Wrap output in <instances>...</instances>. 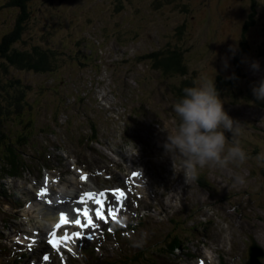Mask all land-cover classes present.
I'll return each instance as SVG.
<instances>
[{"label": "rangeland", "instance_id": "1", "mask_svg": "<svg viewBox=\"0 0 264 264\" xmlns=\"http://www.w3.org/2000/svg\"><path fill=\"white\" fill-rule=\"evenodd\" d=\"M8 1L0 0V39L20 16L18 7L6 6ZM256 1L257 22L251 26L246 22L252 0H32L25 32L15 46L54 49L55 67L47 72L11 67L15 79L31 86L26 95L28 109L42 132L73 141L94 122L99 133L111 130L121 142L125 136L139 141L140 135L159 139L158 132L167 135L175 130L173 104L179 99L182 79L201 74L214 78L215 84L220 75L230 79L236 57L249 44L243 53L244 76L234 90L218 92L224 110L240 125L238 139L249 157L247 163L239 168L203 170L207 186L195 181L185 187L169 163L161 170L164 177L152 174L146 181L148 196L162 200L157 193L159 183H169L175 190L184 188V192L170 193L162 207L153 205L145 194L142 198L145 215L152 210L155 220L165 222L160 225L164 235L177 228L190 237L192 225L206 226L211 219V231L217 236L196 252L213 255L214 264L219 262L216 255L221 247L228 264H238L245 239L251 235L264 246V161L257 159L264 155V107L244 97L264 81V57L258 54L264 0ZM169 44L181 48L186 75H164L143 55ZM254 63L259 64L258 70L252 67ZM234 93L241 101L234 102ZM5 126L12 133L21 123L12 117ZM16 136L26 135L18 131ZM226 136L231 140L232 133ZM199 199L202 205L197 210L194 201ZM176 207L189 216L167 223V213ZM139 234L143 240L148 237L143 228ZM144 246L151 248L148 242Z\"/></svg>", "mask_w": 264, "mask_h": 264}, {"label": "clouds", "instance_id": "2", "mask_svg": "<svg viewBox=\"0 0 264 264\" xmlns=\"http://www.w3.org/2000/svg\"><path fill=\"white\" fill-rule=\"evenodd\" d=\"M252 67L258 70L259 64L254 63ZM252 92L257 100L264 101V81L254 85ZM182 93L173 104L177 117L175 130L167 131L162 145L165 155L171 158L173 171L183 173L186 183L190 184L203 170L245 165L249 157L238 139L240 125L224 110L214 78L198 75ZM226 132L232 133L231 140ZM129 142L138 155L137 146ZM257 159L264 161V155ZM238 179L243 182L242 177Z\"/></svg>", "mask_w": 264, "mask_h": 264}, {"label": "trees", "instance_id": "3", "mask_svg": "<svg viewBox=\"0 0 264 264\" xmlns=\"http://www.w3.org/2000/svg\"><path fill=\"white\" fill-rule=\"evenodd\" d=\"M32 0H9L6 6L18 7L20 9L19 18L11 30H8L0 39V136H5L7 127L6 122L12 117H17L21 126L24 128L26 136L24 138H32L33 132L36 128L40 127V123L33 119V112L28 109L30 103L27 102V93L30 87H25L22 81L13 77V70H35L37 72H47L55 67V55L56 51L50 47H41L40 45H34L30 48L20 49L15 44L21 40L23 36L26 24L30 17V6L29 3ZM64 1V0H61ZM257 1L252 0V7L246 25H254L257 22ZM181 30V29H180ZM179 30V31H180ZM263 38L261 45L259 46V56L264 57V23L261 33ZM249 44L241 51V55L236 57V68L230 79H226L223 75L218 77L216 88L219 91L234 90L237 86L238 81L244 76L242 73L243 66V53L248 52ZM181 48L174 45H167L165 48L160 47L159 49L153 50L147 55L143 54L144 57H150L152 64L155 68L160 69L164 75L178 74L181 76L186 75V69L183 66L184 59L182 57ZM142 55V56H143ZM192 77H186L182 79L178 87V98L182 96V89L186 86H192ZM28 89V90H27ZM242 91V89L240 90ZM245 98L256 99L251 90H248L244 94ZM234 102L241 101L236 93H234ZM256 103L264 107V101L256 99ZM35 121L39 125L35 126L33 130H30L32 122ZM199 179L204 181V175L200 174ZM205 184V183H204ZM175 245H180L178 240L175 242L168 243L164 249L172 252V248Z\"/></svg>", "mask_w": 264, "mask_h": 264}, {"label": "snow or ice", "instance_id": "4", "mask_svg": "<svg viewBox=\"0 0 264 264\" xmlns=\"http://www.w3.org/2000/svg\"><path fill=\"white\" fill-rule=\"evenodd\" d=\"M45 194L46 193L44 191L39 193V195L41 197H43ZM112 194L118 195V196L126 199V194H125L124 190H122V189L112 190ZM107 197H108L107 192H100V193L89 192V193L82 194L78 203L80 205H85V207H83V208L77 207V208L73 209L72 211L75 213V216H71L68 213L61 212L60 213V221H59V223H57L55 225V227L61 228L63 225H67V224L71 223V224H74V225H76L82 229L88 228V227L95 228L97 225L95 224V222L92 219L93 211L95 212V216L97 219L104 220L105 222H107L108 217L104 215L105 204L108 202ZM89 200H91L94 204L98 205V207L96 209L88 208L86 205H87ZM48 203L51 204L52 201L49 200ZM107 211H108V215L111 216L113 219L117 218L115 212L113 211V209L111 207H109ZM81 216H83L85 218L86 223L81 221V219H80ZM109 231H111V229H109ZM50 235H52L54 237V240L49 241V243L52 244L53 247L58 248L59 245L57 243L56 233L53 232V233H50ZM74 235L76 237H81L82 233L76 232V233H74ZM60 239H61V242L66 241L68 239L67 234H65ZM42 259L47 260V259H49V257L46 255Z\"/></svg>", "mask_w": 264, "mask_h": 264}, {"label": "bare ground", "instance_id": "5", "mask_svg": "<svg viewBox=\"0 0 264 264\" xmlns=\"http://www.w3.org/2000/svg\"><path fill=\"white\" fill-rule=\"evenodd\" d=\"M200 201V202H199ZM194 203L197 205V207H196V209L198 210V209H200V205H202V202H201V200L199 199V200H196V201H194ZM199 203H200V205H199ZM192 206V205H191ZM192 209H193V207H192ZM194 209H195V207H194ZM189 211V210H188ZM195 211V210H194ZM190 214V213H189ZM191 215H192V213H191ZM187 218V217H186ZM56 219V212H52V213H50L49 215H46V217H44V220L43 221H40V224L41 225H47L46 224V222H48V225H49V227H46V226H44V229H45V234L46 235H48V236H52V235H50V233H52V229L50 228V226H51V224L53 223V221ZM185 220V219H184ZM239 222V221H238ZM237 222V223H238ZM238 225V224H237ZM243 229V228H242ZM261 232V231H260ZM32 238H34V236H31ZM34 239H36V238H34ZM150 239L155 243V238H154V236H151L150 237ZM143 240V239H142ZM258 242H261V240L260 239H258ZM219 244V243H218ZM136 255V257H138V254H135ZM259 256L262 258V260L264 261V256L262 255V252H260L259 253ZM193 260H195V259H192V261ZM169 264V263H168Z\"/></svg>", "mask_w": 264, "mask_h": 264}, {"label": "water", "instance_id": "6", "mask_svg": "<svg viewBox=\"0 0 264 264\" xmlns=\"http://www.w3.org/2000/svg\"><path fill=\"white\" fill-rule=\"evenodd\" d=\"M249 254L251 256V261L250 264H257L255 263V261L253 260V258L257 257L258 254V249L256 247V244H252L250 249H249Z\"/></svg>", "mask_w": 264, "mask_h": 264}]
</instances>
